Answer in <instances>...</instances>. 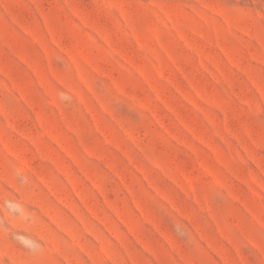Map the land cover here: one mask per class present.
Listing matches in <instances>:
<instances>
[{
    "label": "rangeland",
    "instance_id": "rangeland-1",
    "mask_svg": "<svg viewBox=\"0 0 264 264\" xmlns=\"http://www.w3.org/2000/svg\"><path fill=\"white\" fill-rule=\"evenodd\" d=\"M0 264H264V0H0Z\"/></svg>",
    "mask_w": 264,
    "mask_h": 264
}]
</instances>
